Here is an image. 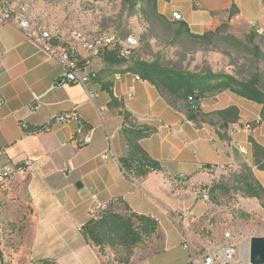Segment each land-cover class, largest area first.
Wrapping results in <instances>:
<instances>
[{"label": "crops", "instance_id": "0c3cea01", "mask_svg": "<svg viewBox=\"0 0 264 264\" xmlns=\"http://www.w3.org/2000/svg\"><path fill=\"white\" fill-rule=\"evenodd\" d=\"M156 12L169 23L175 22L172 14L179 13L176 22L195 35L214 31L223 23L228 32L237 33L253 25L264 27V0H157ZM86 54L78 45L79 57ZM93 68L100 71L93 97L79 84H57L62 67L40 36H27L15 21L0 19V99L5 102L0 107L4 148L0 163L30 161L29 167L0 185V264H185L184 240L191 249L196 243L174 219L185 201L173 196L178 192H173V186L208 182L210 170L204 164L215 165L218 176L226 167L237 169L244 162L260 182L259 173L264 171L253 165L249 138L264 146L261 105L228 90L206 96L201 107L205 112L231 105L239 109V120L229 127V141H224L215 126L187 118L185 100L166 95L132 72L121 71L122 67L107 66L100 58L93 61ZM106 87L137 126L155 129L140 144L161 163V171L137 178L121 168L118 158L126 153L123 115L120 108L108 105ZM130 89L133 96L128 95ZM33 93L39 96L35 110L29 108ZM69 110H75L78 120L32 132L55 113ZM257 119L261 123L252 130L242 127ZM85 135L91 140L81 146L79 139ZM107 150L109 155L102 158ZM110 203L120 212L126 204L158 220L157 235L146 246L136 247L128 263L116 257L122 248L100 251L80 231L97 204ZM4 221L9 230L4 229ZM6 231L12 232L11 243L3 235Z\"/></svg>", "mask_w": 264, "mask_h": 264}, {"label": "rangeland", "instance_id": "374dc122", "mask_svg": "<svg viewBox=\"0 0 264 264\" xmlns=\"http://www.w3.org/2000/svg\"><path fill=\"white\" fill-rule=\"evenodd\" d=\"M0 12L11 21H27L36 33L46 32L58 41L69 40L73 32H81L88 38L111 32L121 41L130 64L144 60L189 71L209 69L230 74L240 81L257 75L259 87L264 91V33H256L254 26L244 33L228 32L224 28L209 44L185 32L177 36L178 19L166 22L148 0H0ZM251 31L255 32L252 39ZM128 37L132 43L127 42ZM246 123L252 130L261 120ZM245 165L248 166L244 162L237 169L226 167L218 176L214 169L210 170V179L205 183L173 186V192L178 191L173 196L181 203L185 201L176 210L174 219L196 243L193 252L228 244L235 251L232 264H250L251 238L264 237V208L256 198L244 197L238 189L237 176ZM263 174L259 173L258 179L264 187ZM217 183L226 189L216 192L212 201L209 188ZM201 192L206 193V199L201 197ZM4 224V229L9 230V223L4 221ZM7 232L3 235L11 243L12 232ZM119 254L117 258L124 256L123 251Z\"/></svg>", "mask_w": 264, "mask_h": 264}, {"label": "trees", "instance_id": "16d2710c", "mask_svg": "<svg viewBox=\"0 0 264 264\" xmlns=\"http://www.w3.org/2000/svg\"><path fill=\"white\" fill-rule=\"evenodd\" d=\"M156 2L157 0H148V3L155 10ZM232 12L231 10L230 13L232 14ZM159 17L161 16L159 15ZM177 24L178 27L175 32L177 36L185 32L189 37L209 44L225 28L223 23L214 31L195 35L190 33L182 22H177ZM249 37L254 38L255 32L251 31ZM56 40L53 38V42L56 43ZM100 59L107 66L122 67L121 71L132 72L138 78L153 84L166 95L185 100L188 107L187 118L198 125L207 123L215 126L216 134L221 140L229 141L227 131L231 125L239 120V109L231 105L205 112L202 110L201 104L206 96L228 90L237 96L261 105V117L264 118V91L259 87L257 75L240 81L230 74L213 72L209 69L189 71L144 60H135L130 64L124 54L120 53L119 47L104 51ZM94 71L93 82L98 83L100 82V71L96 69ZM106 89L110 93L108 105L120 108L123 115L121 132L125 138L126 153L118 158L121 168L137 178L145 177L153 171H161V163L150 157L140 144V140L153 134L155 129L146 125L137 126L130 112L121 108V102L113 96L109 88L106 87ZM249 139L252 145L253 165L258 170L264 171V146L252 138ZM208 166L209 164L203 165V167ZM243 169L244 171L237 176L240 193L244 197L256 198L260 206L264 208L263 185L253 176L250 166L245 165ZM186 179L183 177V180ZM225 189L222 183L212 185L209 188L211 200L215 201L216 192ZM124 209V212H120L117 206L112 203L105 205L100 210L93 209L90 217L81 225L80 231L84 239L97 246L100 251H104L105 247L122 248L124 256L120 258V261L128 263L136 247L146 246L152 237L157 235L158 222L149 215L132 211L126 204Z\"/></svg>", "mask_w": 264, "mask_h": 264}, {"label": "built area", "instance_id": "2783aa9c", "mask_svg": "<svg viewBox=\"0 0 264 264\" xmlns=\"http://www.w3.org/2000/svg\"><path fill=\"white\" fill-rule=\"evenodd\" d=\"M173 19H180L181 15L177 12L172 14ZM1 20H8L6 16H0ZM11 21V20H10ZM18 26L27 32V36H37L39 35L45 47L49 52L55 56L57 61L62 67V73L57 80V84L59 85H67V84H79L83 86L89 93L91 97L96 94V90L93 87V78L95 76V69L92 68L93 61L97 58H100L104 51L113 49L115 47L120 48V53L124 54L121 48V41L117 38V36L111 32H105L98 34L92 38H88L84 36L81 32H73L71 34V38L66 41H58L53 42V38L46 32L41 34L36 33L30 27V24L25 20L15 21ZM256 33L263 34L264 30L261 26L253 25ZM127 42L132 43V38L128 37ZM78 45H82L86 50V57L80 58L78 55ZM133 90L130 89L128 92L129 96H133ZM39 101V96L35 93L32 94V104L29 106L31 110H35L37 108V102ZM4 100L0 99V107L4 105ZM203 103L201 104V107ZM72 119H77L75 110L62 111L57 112L53 115L52 119L44 124L43 126L32 130V132L39 131H48L51 129L54 124H61L69 122ZM234 125V124H233ZM231 125V126H233ZM23 129L27 132H31L28 130V125L23 124ZM244 127L248 129L250 126L248 123L244 124ZM79 133L82 132V125L78 126ZM91 140L90 135H85L79 139V144L84 146L88 144ZM237 148L242 152L246 153V150L242 147L237 146ZM4 153V148L0 145V156ZM110 150L104 152L101 157L107 158ZM30 161L29 159H24L17 163L6 162L0 163V185L4 184L14 173L17 171H22L23 169L29 167ZM215 165H209L206 167L209 170L215 169ZM202 198H207L205 192H201ZM105 205L97 204L95 209H102ZM229 238V235L227 236ZM183 246L188 251V259L185 264H232L235 259V251L232 246L225 244L216 248H208L204 247L199 252H193L189 246V243L184 240Z\"/></svg>", "mask_w": 264, "mask_h": 264}, {"label": "water", "instance_id": "95a60500", "mask_svg": "<svg viewBox=\"0 0 264 264\" xmlns=\"http://www.w3.org/2000/svg\"><path fill=\"white\" fill-rule=\"evenodd\" d=\"M81 187V184H76ZM249 263L264 264V237H252L249 245Z\"/></svg>", "mask_w": 264, "mask_h": 264}]
</instances>
